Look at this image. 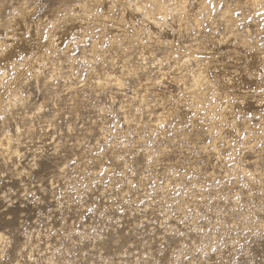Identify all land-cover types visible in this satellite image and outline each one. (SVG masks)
Here are the masks:
<instances>
[{
	"label": "rangeland",
	"instance_id": "obj_1",
	"mask_svg": "<svg viewBox=\"0 0 264 264\" xmlns=\"http://www.w3.org/2000/svg\"><path fill=\"white\" fill-rule=\"evenodd\" d=\"M92 1L0 0V42L13 38L0 44V140L10 136L13 149L0 145V264H264V114L223 92L221 99L209 94L197 101L187 90V72L197 67L192 61L183 70L185 83L165 79L159 94L142 86L147 75H176L173 65L186 44L203 37L199 45L210 48V35H226L219 21L224 3L209 0L217 27L205 21L198 33L186 31L185 23L181 29L177 18L167 17L165 25L158 17L154 29L177 42V54L168 40L158 47L145 31L136 32L140 24L152 25L137 8L147 5L144 0H110L116 2L113 15H139L121 27L101 14L100 0ZM73 4L78 15L91 11L80 16L91 14L89 24L75 20ZM263 10L246 18L234 11L238 34L256 35L261 45ZM25 13L29 18L21 23ZM78 22L83 26L76 28ZM13 31L24 35L14 37ZM33 34L41 36L40 61L19 49ZM223 44L212 47L225 49L230 42ZM250 51L248 61L261 62L264 53L256 58ZM133 66L136 74L128 68ZM108 75L123 76L126 84L106 83ZM258 89L261 95L249 103L264 112V88ZM140 94H150V109L140 106ZM167 96L174 97L163 101ZM226 101L235 108L230 120L222 114ZM171 106L189 116L165 118Z\"/></svg>",
	"mask_w": 264,
	"mask_h": 264
},
{
	"label": "bare ground",
	"instance_id": "obj_2",
	"mask_svg": "<svg viewBox=\"0 0 264 264\" xmlns=\"http://www.w3.org/2000/svg\"><path fill=\"white\" fill-rule=\"evenodd\" d=\"M91 1V3L93 2L92 0H90ZM97 1H99V0H97ZM88 3H89V1H87ZM87 2L85 1V5L87 4ZM144 2L147 4L145 7H142V6H140L139 4V6H137V8H138V10L140 9H142V8H144V12H145V14H146V18H147V20H150L149 22L152 24L151 26H147V28H145L144 26H142V24H140L139 25V27H138V29H135L136 30V32H137V30L139 31V30H141V31H145V34H146V37L148 38V39H151V41L152 42H154L156 45L155 46H163L164 44V40H168L169 42V44H170V47L171 48H175V49H173V50H176L175 52L177 53V52H179L180 50V48H178V49H176L177 48V46H176V43L174 44L173 42H172V40L171 39H169V37L168 36H164V35H161L162 33H161V31H159V29L158 30H156V29H154V27L156 28V24L157 25H159V23H158V17L160 16L162 19V21H161V23L163 22V20H164V23H165V25H167L166 24V22H167V17H170L171 18V16L172 17H174L175 19L177 18V21H178V26L182 29V27H184L185 25H184V23L186 24V26H185V28L184 29H187L186 31H188V30H190V31H195V30H197V33H198V31H200L201 29H203V23L205 22V21H207L208 22V24H210L211 26H213L215 23H217L216 21H218V20H215V16L213 15V9H211L210 7H209V0H144ZM214 2H215V4H213V5H217L218 3H220V2H223L224 3V9H223V11H222V14H223V16H222V18L219 20V21H223L224 23H225V29H226V35L224 34L223 36L224 37H216V36H213V35H210L209 37L211 38V39H208V40H212L211 42H213L212 43V45H209V46H211L210 48L208 47V46H205V45H199L200 44V41L202 42V41H204V40H202V38H200L199 40H198V42L197 43H195V44H193L192 43V45H187L186 44V49L183 51V56L182 57H180V58H177V61H176V59H175V63H174V65L173 64H170V65H173V71L175 72V74L176 75H171V74H169V76L165 73H161L160 75H161V77H157V74H156V76L155 77H152V76H150V75H147V74H145L144 73V75L146 76L145 78H143V79H145L144 80V82H143V85L142 86H144L145 87V89L144 90H146V89H148V91H151V92H153V94L155 93V94H159L160 93V91H159V89H158V87H159V85H165L164 84V81L163 80H168V81H170V82H173V81H177V82H184L185 83V81L187 80L186 78V73H184L183 72V70H184V67L185 66H188L189 65V67H190V62L192 61V62H195V64H196V66L197 67H194V68H191V69H189L188 70V72L187 73H189L188 74V76H189V81L190 82H188L189 84V86H188V88L189 89H187L188 90V92L190 93V95L193 97V98H197L196 100L198 101L202 96H207V95H209V94H215V95H213V96H215L216 98H220V97H222V94L224 93L226 96H233V97H236V98H238L239 100H242V101H246V100H248V103H247V109H253L252 110V112H257L258 114L259 113H262V114H264V112L263 111H261V109H262V107L261 108H254V106H253V104H250L249 103V98H254V97H256V96H259V95H261V93H259L260 91H258L259 89H258V87H260L261 86V88L263 87L264 88V85L262 86V83H260L259 82V78H258V76H259V71L262 73V71H261V69H264V55H263V53H264V44H260L261 42L259 41V39H258V37L255 35V37L253 36L252 38H249L248 36V34H250V33H248L247 35L248 36H246V34L245 35H243V33L242 34H238V31H239V29L237 30V28L235 27V25H236V22H237V20H240V17H239V19H237V17L234 15V11L237 9V10H239L241 13H242V17H244V18H246L247 16H248V14L250 13L251 15H252V13H256V9H258L259 10V8H264V0H214ZM98 3V2H97ZM100 3H101V5L103 6V8H102V10L104 11V13H101V14H104L105 16H110L111 17V19L113 20V22L115 23V25L117 24V26H119V27H121V26H124L123 24H125V23H128V24H135L136 22H138V20L136 19V18H139L138 16L135 18L134 16H130V17H128L127 18V16H125V14H112V9H113V7L114 6H116L115 5V3L116 2H112V1H110V0H100ZM144 3V4H145ZM76 4V3H75ZM79 4V3H78ZM94 4H95V2H94ZM74 5V4H73ZM84 5V4H83ZM82 5V6H83ZM99 5V4H98ZM221 5V4H220ZM24 6V5H23ZM80 5H78V8H80L79 7ZM81 6V8L83 9V7ZM91 6V5H90ZM96 7L95 8H97V5H95ZM69 7H71V6H69ZM89 7V6H88ZM222 7V6H221ZM72 8V7H71ZM70 8V9H71ZM87 8V7H86ZM92 8V7H91ZM94 8V7H93ZM27 9V8H26ZM73 9H75V11H73V14H74V12L76 13L77 11H78V9L77 8H75V5H74V8ZM89 9H90V7H89ZM89 9H87V10H89ZM25 10V9H24ZM31 9H29V11H30ZM86 10V9H85ZM86 10V11H87ZM100 11V12H103V11ZM21 12L23 11V10H20ZM27 11V10H26ZM97 11V10H96ZM122 11V10H121ZM28 12V11H27ZM66 12V11H65ZM78 12H80V11H78ZM88 12H90L91 13V11H88ZM88 12H86V13H88ZM119 12V11H118ZM252 12V13H251ZM263 12H264V10H263ZM85 12H83V10H82V14H86ZM121 13V12H120ZM131 13V12H130ZM137 13V12H136ZM262 13V12H261ZM26 15H22L23 16V18H20V19H22V22H21V20H19V22H21V23H26V21L28 20V18H29V16H28V14L27 13H25ZM68 14V13H67ZM81 13L78 15L77 13H76V15H73V16H75L74 18H75V20L76 19H79V20H83V21H85V23H86V21H88V24L90 23L89 21H91L92 19L90 18V17H87V16H90V15H87V16H82V17H84L83 19H80V16L82 15ZM144 14V13H143ZM256 14H258V13H256ZM66 15V14H65ZM137 15V14H136ZM216 15V14H215ZM254 15V14H253ZM252 15V16H253ZM20 15H18V17H19ZM21 16V17H22ZM73 16H71V17H73ZM104 16V17H105ZM5 17V16H4ZM77 17V18H76ZM93 18V17H92ZM141 18H143V16L141 17ZM262 18H264V17H262ZM3 19V18H2ZM105 20H109V19H106V17L104 18ZM171 19H173V18H171ZM256 19V18H255ZM53 20V19H52ZM72 20L73 19H71V22H72ZM146 19L144 18V21H145ZM258 20H260V19H258ZM15 21H16V19L13 21L14 23H15ZM44 21V20H43ZM42 21V22H43ZM74 21V20H73ZM83 21H82V23H83ZM98 21V20H97ZM140 21V20H139ZM9 22V21H8ZM29 22V21H28ZM35 22H37V21H35ZM52 22V21H51ZM93 22V21H92ZM107 22V21H106ZM109 22V21H108ZM107 22V23H108ZM143 22V21H142ZM207 22H206V24H207ZM31 23V22H30ZM75 23H77L76 21L72 24V25H74ZM85 23H83V24H85ZM94 23H96V22H94ZM160 23V25H162V24H164V23H162L161 24ZM12 24V26H14V25H16V24H18L17 22H16V24H14L13 25V23H11ZM41 24V23H40ZM83 24H81L80 25V23L78 22V25L79 26H76V28H80V26L82 27L83 26ZM87 24V25H88ZM93 24V23H92ZM177 24V22L175 23V25ZM257 24V23H256ZM18 25H25V24H18ZM30 25V24H29ZM29 25H27L26 27H29ZM33 25V24H32ZM47 25V24H46ZM87 25H85V26H87ZM154 25V26H153ZM220 25V24H219ZM262 25V24H261ZM11 26V27H12ZM34 26V25H33ZM49 26H51V25H49ZM71 26V25H70ZM177 26V27H178ZM210 26V27H211ZM215 26H216V24H215ZM221 26H223V25H221ZM246 26H248V25H246ZM250 26V25H249ZM256 26H258V25H256ZM256 26H255V29H256ZM263 26V25H262ZM261 26V27H262ZM31 27V26H30ZM37 28H38V25L36 26ZM72 27V26H71ZM92 27V26H91ZM111 27H113V25H111ZM177 27H174V28H177ZM217 27V26H216ZM235 27V28H234ZM245 27V26H244ZM260 27V28H261ZM17 28H19V27H17ZM23 28V27H22ZM73 28V27H72ZM75 28V27H74ZM84 28V27H83ZM82 28V29H83ZM89 28V27H88ZM87 28V29H88ZM147 29V30H145V29ZM157 28H159V26H157ZM247 28V27H246ZM14 29V28H13ZM41 29V28H40ZM116 29V28H115ZM117 29H118V27H117ZM122 29H124V28H122ZM160 29H162V28H160ZM179 29V28H178ZM240 29H243V28H240ZM259 29V28H258ZM14 30H16V29H14ZM23 30V29H22ZM21 30V31H22ZM38 30H39V28H38ZM37 30V31H38ZM72 30V29H71ZM73 30H75V29H73ZM111 30V29H110ZM120 29H118V31H119ZM177 30V29H176ZM180 30V29H179ZM178 30V31H179ZM246 30V29H245ZM21 31H19V32H21ZM29 31V30H28ZM79 30H77V32H78ZM116 32H117V30H115ZM114 31V32H115ZM128 31V30H127ZM165 31H166V29H165ZM184 31V30H183ZM190 31H189V33H190ZM241 31V30H240ZM248 31H250V30H248ZM256 31V30H255ZM264 31V30H263ZM14 33V37H17V36H19L20 38H22L23 36L22 35H24V34H22V33H18V32H16V31H13ZM36 32V31H35ZM75 32V31H74ZM114 32H110L111 34L112 33H114ZM120 32V31H119ZM118 32V33H119ZM169 32V31H168ZM182 32V31H181ZM215 32V31H214ZM237 32V33H236ZM8 33V32H7ZM9 33L11 34V32L9 31ZM29 33V32H28ZM33 33H34V30H33ZM39 33V32H38ZM85 33V32H84ZM122 33V32H121ZM138 33V32H137ZM143 33V32H142ZM142 33H140V34H142ZM166 33H167V31H166ZM179 33V32H178ZM199 33H201V32H199ZM253 33V32H252ZM257 33V32H256ZM10 34H7V35H10ZM30 34V33H29ZM139 34V33H138ZM188 34V33H187ZM255 34V33H254ZM35 34H33L32 36H34ZM37 35H39V34H37ZM41 35V34H40ZM80 35V34H79ZM185 35V34H184ZM189 35H191V34H189ZM198 35H200V34H198ZM202 35H203V33H202ZM207 35V34H206ZM258 35H260V34H258ZM11 36V35H10ZM27 38H25V39H23V43H22V45L20 46V50H22V52H24L25 54H27V55H31V56H33V57H36L37 59H38V57H41V59L44 57V56H42V54H40L39 52L43 49V46H42V43H40L39 41H38V38H41V36L40 37H38L37 39H34V38H36V35H35V37H32L31 38V36L30 37H28L27 35H25ZM52 36V35H51ZM115 36V35H114ZM145 36V35H144ZM175 36H176V34H175ZM178 36V35H177ZM198 37V36H197ZM207 37V36H206ZM251 37V36H250ZM13 39V38H11V37H6V38H4L5 40H3V41H1L0 42V44H3V43H7L8 41H10V39ZM224 38H225V40H224ZM117 39H119V38H117ZM122 39V38H121ZM192 39H193V37H192ZM191 39V40H192ZM206 39V38H205ZM16 40V39H15ZM40 40V39H39ZM50 40H52V39H50ZM128 40V39H127ZM139 40H141V38L139 39ZM175 40V39H174ZM178 40V39H177ZM184 40V39H183ZM260 40H262V39H260ZM11 41H13V40H11ZM126 40H124V42H125ZM150 41V40H149ZM148 41V42H149ZM116 42V41H115ZM143 42H146V41H143ZM142 42V43H143ZM147 42V43H148ZM170 42H172V43H170ZM224 42V44L223 45H226L227 46V44H225V42H230V44H228V46L227 47H225V49H223V48H221V47H212L213 45L214 46H218L220 43H223ZM264 42V41H263ZM132 43V42H131ZM139 43V42H138ZM137 43V44H138ZM141 43V42H140ZM139 43V44H140ZM207 43V42H206ZM205 43V44H206ZM13 44V43H12ZM129 44V43H128ZM138 44V45H139ZM144 44V43H143ZM183 44H185V43H183ZM191 44V43H190ZM208 44V43H207ZM206 44V45H207ZM57 45V44H56ZM93 45V48L91 47V49H93V51L95 52L96 51V48H97V46H96V44L94 43V44H92ZM149 45V44H148ZM153 45V44H152ZM145 46H147L146 45V43H145ZM158 46V47H159ZM6 47V46H5ZM167 47V46H166ZM180 47V46H179ZM244 48V50H249V52H250V54H251V52L252 51H250V49H252V50H256L255 52H256V54L254 55H252V56H256V55H258V57L256 56V58H259V55L261 54V55H263V56H260L261 57V62H259L258 60L255 62V63H252L253 61H251V62H249L248 61V59H247V57H249V55H248V53L246 54V52L247 51H244V50H242V51H240V50H236L237 48ZM130 48V47H129ZM140 48V47H139ZM145 48V47H144ZM168 48V47H167ZM18 49V50H19ZM128 49V48H127ZM164 49H166L165 47H164ZM44 50H46V48L44 49ZM153 50H155V49H153ZM163 49H161V51H162ZM179 50V51H178ZM15 51V50H14ZM129 51V50H128ZM132 51V50H131ZM135 51V50H134ZM167 51V50H166ZM16 52V51H15ZM97 52V51H96ZM139 52V51H138ZM142 52V51H141ZM140 52V53H141ZM148 52V51H147ZM150 52H152V51H150ZM154 52V51H153ZM173 52V51H172ZM171 52V53H172ZM181 52L182 51H180V54H181ZM10 53V52H9ZM19 53H21V51L19 52ZM123 53H125V51H123ZM127 53V52H126ZM133 53V52H132ZM146 53V52H145ZM143 54V53H142ZM167 54V53H166ZM178 54V53H177ZM9 55V54H8ZM15 55V54H14ZM41 55V56H40ZM43 55H45V53L43 54ZM131 55V54H130ZM170 55V54H169ZM16 56V55H15ZM126 56V55H125ZM124 56V57H125ZM152 56V55H151ZM172 56V55H171ZM203 56H205V58L203 57ZM5 57H6V55H5ZM143 57V56H142ZM160 57H162V56H160ZM179 57V56H178ZM203 57V58H202ZM225 57H229V58H231V60L228 62V61H225ZM130 58V57H129ZM175 58V57H174ZM2 59H4L3 57H2ZM2 59H0V61L2 60ZM6 59H8V56L6 57ZM41 59H38L37 61H40ZM124 59H127V58H124ZM164 59H166L167 60V57H165ZM236 59V60H235ZM10 60H12V59H10ZM160 60H162V61H164L163 60V58H161ZM170 60V59H169ZM8 61V60H7ZM124 62V61H123ZM128 62H129V60H128ZM127 62V63H128ZM212 62V63H211ZM129 64V63H128ZM195 64H193V65H195ZM129 65H131V67H132V64H129ZM134 67V66H133ZM193 67V66H192ZM263 67V68H262ZM127 68V67H126ZM129 69H135V70H138V69H136L135 67L134 68H130V67H128ZM139 68H141V67H139ZM187 68V67H186ZM117 69V68H116ZM128 69V70H129ZM146 69V68H145ZM144 69V72L146 71ZM159 69H161V67L159 68ZM188 69V68H187ZM37 70H39V69H37ZM135 70H134V72L133 73H135ZM158 70V69H157ZM57 71V70H56ZM123 71H125V69H121V73H123ZM141 71V70H140ZM166 71V70H165ZM170 70H168V72H169ZM250 71H254V73L253 74H249V72ZM138 72V71H137ZM148 72V71H147ZM160 72H161V70H160ZM150 73V72H149ZM158 73V72H157ZM33 74V73H32ZM110 74V73H109ZM136 74V73H135ZM141 74H142V72H141ZM151 74V73H150ZM105 75H107V74H105ZM257 75V76H256ZM109 77H107V78H104V81H106V83H110V82H116L118 85H120V86H122V88H123V86L126 84V81H124V78H123V76H113V75H108ZM143 76V75H142ZM166 76V77H165ZM263 78L262 79H264V76H262ZM136 78V77H135ZM98 79H101V78H98ZM100 83H102V82H100ZM100 83H99V85H100ZM187 84V83H186ZM98 85V84H97ZM104 85V84H103ZM106 85V84H105ZM183 85V84H182ZM101 86V85H100ZM142 86L140 85V87L142 88ZM143 87V88H144ZM185 87H186V85H185ZM101 88H102V86H101ZM142 88V89H143ZM187 88V87H186ZM185 88V89H186ZM90 90V89H89ZM140 90V89H139ZM187 90L185 91V92H187ZM77 91V90H76ZM262 91V90H261ZM137 92H139V91H137ZM223 92V93H222ZM137 94V93H136ZM135 94V95H136ZM139 95V94H138ZM137 95V96H138ZM148 95H150V94H140V98H139V102H140V106H146V107H149V109H150V105H149V103H148V101H149V99H147V97L146 96H148ZM172 95V94H171ZM190 95H188V96H190ZM217 95L218 96H220V97H217ZM263 95V94H262ZM175 96H177V95H175ZM162 97H163V95H162ZM174 97V96H173ZM172 96L171 97H165V99L163 100V101H167L168 100V102H170L169 100L171 99V98H173ZM191 97V98H192ZM164 98V97H163ZM176 99L178 98V97H175ZM228 98V97H227ZM152 99V98H151ZM154 99H155V96H154ZM157 99V98H156ZM155 99V103H156V100ZM158 99H161V97L159 96L158 97ZM179 99V98H178ZM221 99V98H220ZM148 100V101H147ZM226 100H228V99H226ZM131 101H133V100H131ZM161 101V100H160ZM200 101H202V100H200ZM241 101V102H242ZM264 101V100H263ZM134 102V101H133ZM136 102V101H135ZM138 102V103H139ZM152 102V101H151ZM175 102H176V100H175ZM203 102V101H202ZM231 102H232V100H231ZM252 102V101H251ZM255 102V101H254ZM132 103V102H131ZM160 103V102H159ZM164 103V102H163ZM193 103H195L194 101H193ZM219 103V102H218ZM230 102H228V101H226V105L225 106H223V111H222V114H224L229 120H230V118L232 119V118H234L235 116H234V107H232L230 104H229ZM151 104V103H150ZM233 104H235L236 105V103H233ZM237 104H239V103H237ZM242 104H244V102L242 103ZM169 105V104H168ZM172 105V104H171ZM179 105V104H178ZM177 105V106H178ZM195 105V104H194ZM201 105V104H200ZM126 106V105H125ZM160 106H166V105H162V103L160 104ZM177 106H173V107H175V108H177V109H175V108H173L172 106V108L168 111V113H167V115H165L166 117L165 118H169V117H172L173 115H175V112L177 113L178 112V114H179V116H186L187 117V115L189 116V114H188V112H187V110H185L184 111V109L183 110H181V108H178ZM205 106V105H204ZM203 106V107H204ZM234 106V105H233ZM237 106V105H236ZM244 106V105H243ZM241 104H239V106L237 107V108H239L240 110H241V112L242 111H246V108H244ZM258 106H259V104H258ZM257 106V107H258ZM129 107H130V104H129ZM162 107V108H163ZM168 106H166V108H167ZM193 107V106H192ZM195 107V106H194ZM202 107V108H203ZM126 108H128L127 106H126ZM130 108H132V107H130ZM130 108H129V110H130ZM142 108V107H141ZM168 108H170V107H168ZM167 108V109H168ZM184 108V107H183ZM197 108V107H196ZM236 108V109H237ZM136 109V111L138 112L139 111V108H135ZM138 109V110H137ZM144 109H147V108H144ZM164 109V108H163ZM192 109H194V108H192ZM204 109V108H203ZM164 110H166V109H164ZM163 110V111H164ZM213 110H214V112L216 111V106L214 105V107H213ZM131 111V110H130ZM129 111V112H130ZM190 111V110H189ZM197 111V110H196ZM209 111V110H208ZM207 111V112H208ZM211 111V110H210ZM236 111V110H235ZM248 111V110H247ZM133 112V113H132ZM132 112H130L131 114H133V116L131 115V117H133L134 119H135V121L138 123V122H140L137 118H136V112H135V110L134 109H132ZM147 112V111H146ZM155 111H153L152 113H154ZM213 112V113H214ZM240 112V113H241ZM157 113V112H156ZM159 113H160V111H159ZM162 113V112H161ZM217 113H220V112H217ZM244 113H246V112H244ZM212 114V113H211ZM254 114V113H253ZM159 115V114H158ZM152 116V115H151ZM259 116V115H258ZM175 117H178V115H175ZM186 117H184V118H186ZM260 117V116H259ZM131 119V120H134V119ZM140 118V117H139ZM160 118H161V116H159L158 118H157V121L158 120H160ZM237 118V117H236ZM194 119L195 118H193L192 119V121H194ZM141 120V119H140ZM183 120V119H182ZM196 120V119H195ZM214 120V119H213ZM227 120V119H226ZM261 120V119H260ZM166 121V120H165ZM232 121V120H231ZM160 122V121H159ZM176 122V121H175ZM261 122H263V121H261ZM233 124H235L234 122H232ZM264 123V122H263ZM197 124H200V125H202V126H207V128H209V129H213L214 127H213V122H211V123H209V124H207L206 125V123H200V122H198ZM139 126V125H138ZM246 126V125H245ZM249 126V125H248ZM254 126V125H253ZM199 127V126H198ZM261 127H262V125H261ZM138 128V127H137ZM200 128H202L201 126H200ZM249 128H251V127H249ZM206 129V128H205ZM255 130H257L256 128H254ZM260 129V128H259ZM262 129H264V128H262ZM264 130H262V132H263ZM207 132H209V131H207ZM258 132V131H257ZM256 132V133H257ZM256 135V134H255ZM259 136V135H258ZM257 136V137H258ZM7 136H5V138H6ZM188 137V136H187ZM190 137V136H189ZM199 137H201V136H199ZM195 138V137H194ZM262 138V137H261ZM189 139V138H188ZM197 139V138H196ZM192 140V139H191ZM194 140V139H193ZM189 141V140H188ZM195 141V140H194ZM193 141V143H195ZM10 143H12V142H10V136L9 137H7L6 139H1L0 140V145L3 147V150L4 151H7V150H9L8 148H10ZM197 143V142H196ZM202 144V143H201ZM206 144V143H205ZM212 144H213V142H212ZM200 146H202V145H200ZM214 146H216V145H214ZM252 146V145H251ZM203 147V146H202ZM207 147V146H206ZM213 147V146H212ZM249 148H251V147H249ZM13 149H11V150H9V151H11V152H13L12 151ZM4 151H1V152H4ZM15 152V151H14ZM257 154V153H256ZM262 154H264V153H262ZM8 155H10V154H8ZM65 171V170H64ZM250 174V173H249ZM247 175H248V173H247ZM250 180H252V179H250ZM0 238H1V236H0Z\"/></svg>",
	"mask_w": 264,
	"mask_h": 264
}]
</instances>
